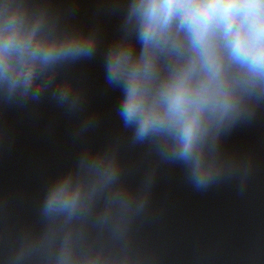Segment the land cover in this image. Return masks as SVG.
<instances>
[{"label": "clouds", "instance_id": "clouds-1", "mask_svg": "<svg viewBox=\"0 0 264 264\" xmlns=\"http://www.w3.org/2000/svg\"><path fill=\"white\" fill-rule=\"evenodd\" d=\"M97 46L95 32L58 29L34 0H0V102L39 100L51 88L79 109L73 84L57 76ZM104 67L130 143L181 163L205 189L222 171V137L264 110V0H127ZM152 182L129 185L110 146L85 149L50 180L41 227L5 264H139L121 241Z\"/></svg>", "mask_w": 264, "mask_h": 264}]
</instances>
